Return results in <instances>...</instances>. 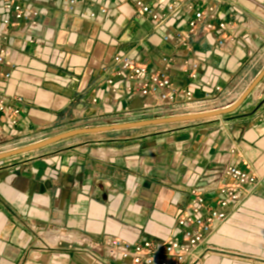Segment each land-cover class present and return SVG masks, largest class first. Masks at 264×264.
<instances>
[{
	"label": "crops",
	"instance_id": "0c3cea01",
	"mask_svg": "<svg viewBox=\"0 0 264 264\" xmlns=\"http://www.w3.org/2000/svg\"><path fill=\"white\" fill-rule=\"evenodd\" d=\"M75 1L70 11L68 0H21L38 21L10 27L2 43L0 100L19 115L12 124L0 113V153L107 126L122 111L138 110L141 98L112 94L110 74L97 70L115 55L150 66L163 57L199 63L195 79L180 70L170 74L197 99L217 86L229 91L249 71L251 87L264 71V0H184L198 12L215 5L212 23L229 24L224 33L193 38L189 50L163 37L186 30L192 13L158 27L136 13L135 0ZM8 16L0 10V18ZM123 81L115 79L121 87ZM164 126L148 136L95 139ZM226 165L259 180L242 190L234 209L218 208L212 191L220 186L212 182L214 171ZM193 189L230 214L186 264H264V76L221 116L76 136L0 161V264H130L97 245L169 238Z\"/></svg>",
	"mask_w": 264,
	"mask_h": 264
},
{
	"label": "built area",
	"instance_id": "2783aa9c",
	"mask_svg": "<svg viewBox=\"0 0 264 264\" xmlns=\"http://www.w3.org/2000/svg\"><path fill=\"white\" fill-rule=\"evenodd\" d=\"M75 3V0H68L70 11L74 10ZM134 8L139 16L149 19L158 27H162L175 16L185 18L192 13L186 23V30L163 37L164 42L177 49L189 50L193 38L215 30L224 33L229 29V24L224 21H218L216 25L212 23L218 20L215 5L198 12L192 4H184V0H135ZM0 10L10 15L0 18V64H3L6 61L2 43L7 36V30L10 27L18 28L21 24L36 26L38 13L24 8L21 0H0ZM105 12L106 10H102V13ZM218 42V47L223 48L226 40L221 39ZM97 70L101 74H110L106 84L112 94L125 93L143 100L138 110L122 111L109 119L111 123L107 126L223 111L232 107L254 80L249 71L229 91L217 86L206 92L203 98L197 99L194 98L192 90L177 87L170 77L174 70L188 73L193 79L197 77L200 64L190 62L188 58H183L180 62L163 57L150 66L137 63L129 55H115ZM116 78L124 80L123 87L115 82ZM0 113L10 115L12 124L18 122L16 117L19 111L4 100H0ZM212 182L220 183V186L212 189L218 194L217 207L226 209H234L239 205L243 189L259 184L258 178L251 172L230 165L217 168ZM190 195L192 199L189 209L178 216L177 230L169 238L161 241L145 239L136 243L112 238L106 244H98L97 248L104 249L112 260L129 261L130 264H186L188 261H196L199 246L215 232L221 222L227 220L230 213L210 207L204 194L198 189L191 190Z\"/></svg>",
	"mask_w": 264,
	"mask_h": 264
},
{
	"label": "water",
	"instance_id": "95a60500",
	"mask_svg": "<svg viewBox=\"0 0 264 264\" xmlns=\"http://www.w3.org/2000/svg\"><path fill=\"white\" fill-rule=\"evenodd\" d=\"M264 71L261 73L256 80L251 84V87L241 96V98L230 108L211 112V113H205V114H198V115H190V116H181V117H173V118H162V119H151V120H143V121H137L136 122H130V123H124V124H117V125H109V126H98V127H88V128H81V129H75L72 131L64 132L59 135L53 136L51 138H48L46 140H43L41 142L31 144L28 146H25L23 148L15 149L12 151L0 153V161L19 156L25 153L33 152L35 150L43 149L47 146H50L52 144L58 143L60 141H63L64 139H69L76 136L81 135H89V134H98V133H104V132H112V131H121V130H128V129H136V128H144V127H152V126H163L167 124H174V123H182V122H189V121H195V120H202L207 119L215 116H221L223 114H226L230 112L236 105H238L240 102L243 101V99L246 97L247 94L253 89L258 82L263 78Z\"/></svg>",
	"mask_w": 264,
	"mask_h": 264
},
{
	"label": "rangeland",
	"instance_id": "374dc122",
	"mask_svg": "<svg viewBox=\"0 0 264 264\" xmlns=\"http://www.w3.org/2000/svg\"><path fill=\"white\" fill-rule=\"evenodd\" d=\"M166 130L168 129L167 126H164V127H156V128H151V129H144V130H138V131H135L133 133H108L105 134V135H100V136H97L95 137V139L97 138H104V139H109V138H129V137H132V136H142V135H151V134H157V133H160L161 131L163 130Z\"/></svg>",
	"mask_w": 264,
	"mask_h": 264
}]
</instances>
